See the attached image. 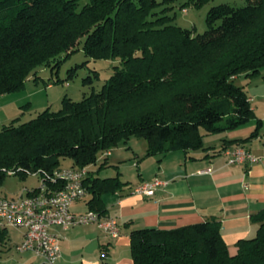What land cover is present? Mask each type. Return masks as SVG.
<instances>
[{"label": "trees", "instance_id": "16d2710c", "mask_svg": "<svg viewBox=\"0 0 264 264\" xmlns=\"http://www.w3.org/2000/svg\"><path fill=\"white\" fill-rule=\"evenodd\" d=\"M177 1L0 0V98L23 89L39 67L58 68L82 41L88 57L120 62L99 92L79 102L66 96L59 111L2 128L0 189L9 174H39L40 185L60 190L54 178L65 159L71 168L96 165L132 137L147 141V156L199 150L205 134L255 118L236 82L264 68V0L213 7L202 34L175 24L169 11ZM85 184L89 209L100 215L107 213L102 197L127 185L93 174ZM254 221L256 236L240 240L235 256L217 221L133 231V264H264V210Z\"/></svg>", "mask_w": 264, "mask_h": 264}, {"label": "crops", "instance_id": "0c3cea01", "mask_svg": "<svg viewBox=\"0 0 264 264\" xmlns=\"http://www.w3.org/2000/svg\"><path fill=\"white\" fill-rule=\"evenodd\" d=\"M241 78L238 85L244 88L255 118L235 130L205 134L202 149L147 156L148 145L138 151L128 143L102 152L96 165L89 166L90 174L102 179L119 176L127 184L102 197L106 216L116 218L120 224V236L111 238L89 225L67 231L52 227L60 237L62 253L55 264H133V231L171 230L207 221L221 224L229 254L237 255V243L256 236L260 222L254 217L264 210V69L257 77L243 76L237 81ZM254 132L256 137L249 139ZM236 147L248 150L258 162L229 165L225 152ZM72 165L70 161L67 168ZM129 167L137 169V176L126 175ZM205 170L209 172L202 173ZM155 179L164 185L153 196L134 193L136 187ZM90 199L89 192L72 205L71 213L89 211ZM10 229H0V243L6 244L0 247V264H46L32 252L17 251L24 231L12 229V240Z\"/></svg>", "mask_w": 264, "mask_h": 264}, {"label": "rangeland", "instance_id": "374dc122", "mask_svg": "<svg viewBox=\"0 0 264 264\" xmlns=\"http://www.w3.org/2000/svg\"><path fill=\"white\" fill-rule=\"evenodd\" d=\"M187 1H177L171 6L169 13L171 16L175 15L176 25L184 29H195L197 34H202L207 30V14L213 7L222 4L243 7L249 0H209L201 7L192 4L186 7L184 4ZM82 47L83 41L73 54L62 60L58 68L39 67L27 79L23 89L0 98V131L4 126L28 122L47 109L59 111L66 96L79 102L92 92H99L102 89L114 74V67L120 62L112 59L94 60L84 53ZM241 82L242 78L236 83L241 84ZM128 143L138 151L145 149L148 145L145 139L132 137L127 142H120L119 146ZM70 161L63 160L62 167L67 168ZM127 170L126 175L137 176L135 167H129ZM40 180L39 174H30L24 178L9 174L0 189V197L9 200L17 199L21 193L37 189L40 186ZM10 234L11 239L14 240L12 229ZM1 246L6 244L0 243Z\"/></svg>", "mask_w": 264, "mask_h": 264}, {"label": "built area", "instance_id": "2783aa9c", "mask_svg": "<svg viewBox=\"0 0 264 264\" xmlns=\"http://www.w3.org/2000/svg\"><path fill=\"white\" fill-rule=\"evenodd\" d=\"M229 155V152H225ZM240 162L254 164L258 162V158L252 153H239L232 155V162L228 164L240 165ZM209 170L202 171L208 173ZM90 173H72L69 169L61 177H55L56 183L69 185V194L62 198H55L54 192L51 191H35L27 192V196L39 197V201H46V209H38V205H25L18 207L16 202H5L0 200V229H17L24 231L23 241L16 247L19 252H32L42 257L46 264H55L61 257L60 237L52 232V227H59L64 231L72 228L89 225L96 226L104 234L111 238L120 236L121 228L116 218L100 215L95 211H87L82 214H74L63 212L62 208H55V201H68L69 205H73L83 200L81 188H86L85 181ZM164 183L159 179L151 182H145L135 188L134 193L151 197L155 191L163 186ZM26 207H37V214H26ZM97 216H105V225H97Z\"/></svg>", "mask_w": 264, "mask_h": 264}, {"label": "bare ground", "instance_id": "6f19581e", "mask_svg": "<svg viewBox=\"0 0 264 264\" xmlns=\"http://www.w3.org/2000/svg\"><path fill=\"white\" fill-rule=\"evenodd\" d=\"M226 152H229V155H227L228 162H232V155H239V153H250L248 150H246L243 147H236L235 149L227 150ZM242 163H247V162H240V164ZM230 165H235V164H230ZM69 169H72V173H83L85 171L89 173V167L66 168V169H61L58 172H56L55 177L63 176L64 173L68 171ZM54 181H56V178H54ZM40 187H41L40 191L54 192L55 198H62L69 194V185H64V187L60 190L49 189L47 185L45 184L40 185ZM88 193L89 192L87 188H81V195H88ZM85 197L86 196H83V198ZM4 199H5V202L18 203V207H25V205H38V209H46V201H39V197L27 196L23 194L19 198L11 199V200L0 197V200H4ZM71 207L72 205H69L68 201H64V200L55 201V208H62L63 212L65 213H71L70 211ZM26 214H37V207H26ZM97 225H105V216H97ZM81 226H88V225H81Z\"/></svg>", "mask_w": 264, "mask_h": 264}]
</instances>
